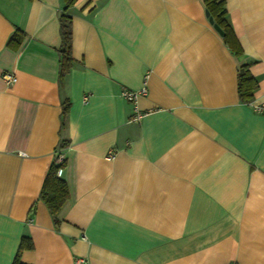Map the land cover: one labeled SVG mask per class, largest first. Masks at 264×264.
<instances>
[{"label": "crops", "instance_id": "0c3cea01", "mask_svg": "<svg viewBox=\"0 0 264 264\" xmlns=\"http://www.w3.org/2000/svg\"><path fill=\"white\" fill-rule=\"evenodd\" d=\"M224 1L238 54L203 0H76L60 85L63 0H0V264L22 236L27 264H264V0ZM58 155L55 225L39 193Z\"/></svg>", "mask_w": 264, "mask_h": 264}, {"label": "trees", "instance_id": "16d2710c", "mask_svg": "<svg viewBox=\"0 0 264 264\" xmlns=\"http://www.w3.org/2000/svg\"><path fill=\"white\" fill-rule=\"evenodd\" d=\"M64 5L59 13V34L61 45L58 49L59 56V84L62 85L66 74L73 65V57L71 55L72 44V16L68 13V8L71 7L76 0H63ZM206 10L222 30V38L235 52L240 53V46L237 38L233 33L231 26L226 19L225 1L224 0H203ZM24 33L21 29L16 28L8 39L7 45L16 49L22 39ZM255 78L251 75L248 69V64H242L239 67L237 74V89L241 100L247 101L252 96V91L256 87ZM69 101L65 99L62 103L60 128L63 129L66 125V117L69 109ZM67 145V140H61L57 148L62 149ZM64 166V160L57 162V157L53 159L45 174L39 199L46 205L49 213L53 217L55 225L60 222L59 211L69 198L68 185L64 179L56 175L57 169ZM32 241L27 236H22L19 246L12 264H27L21 261L20 254L23 250L31 249Z\"/></svg>", "mask_w": 264, "mask_h": 264}, {"label": "built area", "instance_id": "2783aa9c", "mask_svg": "<svg viewBox=\"0 0 264 264\" xmlns=\"http://www.w3.org/2000/svg\"><path fill=\"white\" fill-rule=\"evenodd\" d=\"M6 80L7 83H13L15 81V77L13 75L10 74H5L3 76ZM145 93V87H142L141 89H139L138 91H133V90H127L124 89L121 92V96L125 99H127L128 101H135L136 97L140 94H144ZM83 100L86 101L87 100V95L83 96ZM248 104L251 105L252 109L257 112V113H261L264 114V101L260 102V103H252V102H248ZM141 117V113L140 111L137 110V108H135V112L132 116V120H138ZM109 156H112V152H108ZM63 160V157L61 155L57 156V162H61ZM63 168L59 167L57 169L56 175L58 177H60L61 173H62ZM83 262V259H77L76 260V264H81ZM229 264H234V263H229Z\"/></svg>", "mask_w": 264, "mask_h": 264}, {"label": "water", "instance_id": "95a60500", "mask_svg": "<svg viewBox=\"0 0 264 264\" xmlns=\"http://www.w3.org/2000/svg\"><path fill=\"white\" fill-rule=\"evenodd\" d=\"M206 15L208 17V20L209 22L213 25V27L216 29V31L220 34V35H223V32L221 30V28L216 24L214 23L212 17L209 15L208 11L206 10Z\"/></svg>", "mask_w": 264, "mask_h": 264}]
</instances>
